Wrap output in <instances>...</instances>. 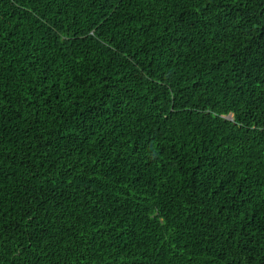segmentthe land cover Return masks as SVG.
Returning <instances> with one entry per match:
<instances>
[{"label": "trees", "instance_id": "1", "mask_svg": "<svg viewBox=\"0 0 264 264\" xmlns=\"http://www.w3.org/2000/svg\"><path fill=\"white\" fill-rule=\"evenodd\" d=\"M0 264H264V0H0Z\"/></svg>", "mask_w": 264, "mask_h": 264}]
</instances>
